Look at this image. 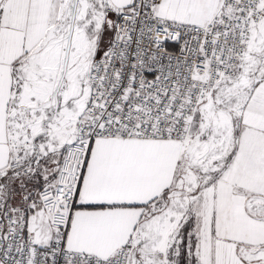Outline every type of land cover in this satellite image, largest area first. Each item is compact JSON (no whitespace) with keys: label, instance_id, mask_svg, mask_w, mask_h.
Returning <instances> with one entry per match:
<instances>
[{"label":"crops","instance_id":"1","mask_svg":"<svg viewBox=\"0 0 264 264\" xmlns=\"http://www.w3.org/2000/svg\"><path fill=\"white\" fill-rule=\"evenodd\" d=\"M88 2L94 7L98 4L103 21H107L112 17L105 15L106 4L129 9L134 0ZM221 4L222 0H158L155 12L168 20L204 25L221 11ZM62 7L66 8L62 17L71 28L69 48L73 28L67 20L71 17L73 22L77 0H0V187L6 188L4 196L10 204L30 207L29 233L36 243L44 245L54 240L48 215L38 203L28 201L33 198L11 185L15 177L32 176L44 162H26L28 176L2 172L9 164L8 110L15 90L14 71L62 18ZM95 35L101 38L103 55L110 47L112 31L108 43L99 26ZM64 70L53 78L56 92ZM69 105L74 110L72 100ZM199 113L195 117L198 121L191 124V144L108 139L92 145L77 193V208L70 219L68 249L111 257L133 238L129 264H141L142 260L148 264H264V74L242 107L237 140L223 167L209 181L191 182V194L174 204L173 192L181 190L180 185L187 188L191 159L202 151L197 141L206 143L212 134V118L205 114L201 119ZM209 144L213 146L214 141ZM215 154L212 149L206 158ZM55 168L50 169L53 177L59 167ZM185 227L195 233L193 245L180 253L175 239L172 251L167 234Z\"/></svg>","mask_w":264,"mask_h":264},{"label":"built area","instance_id":"2","mask_svg":"<svg viewBox=\"0 0 264 264\" xmlns=\"http://www.w3.org/2000/svg\"><path fill=\"white\" fill-rule=\"evenodd\" d=\"M157 2L134 0L129 9L106 4L105 15L113 19L111 43L89 61L90 93L76 141L37 193L54 240L36 243L29 233L30 207L12 205L0 194V264L130 263L133 238L111 257L66 247L92 145L108 139L189 143L200 107L222 82L234 78L264 20V0H222L221 11L204 25L162 18L155 12ZM8 145L9 164L2 174L28 176L18 143L11 139Z\"/></svg>","mask_w":264,"mask_h":264},{"label":"rangeland","instance_id":"3","mask_svg":"<svg viewBox=\"0 0 264 264\" xmlns=\"http://www.w3.org/2000/svg\"><path fill=\"white\" fill-rule=\"evenodd\" d=\"M65 11L66 8L62 7L61 17ZM103 17L98 4L95 3L94 7L90 6L88 0H77L74 20L72 22L71 17L67 20L68 23H72L73 28L70 47L67 48L66 44L71 28L62 17L51 26L46 37L37 42L33 54L14 71L15 90L8 110L11 139L18 143L26 162L32 164L44 162V165L28 178L15 177L11 185L13 189H21L27 197L33 198L28 199L33 205L38 203L35 194L53 178L50 169L59 167L65 149L76 141L77 123L89 94L87 79L89 61L103 53L99 48L101 38L95 35L96 27H100V34L105 31V43L109 40L110 30ZM60 69L64 70V74L56 92V88L52 87L53 78ZM263 74L264 20L255 29L250 50L234 78L221 83L209 94L205 104L199 109V118L202 119L205 114L207 118H212L209 125L212 134L206 143L203 140L197 141V145H202V151L196 158L191 159L190 174L186 178L181 175V178L188 179L189 183L185 190L180 185L181 190L173 192L174 204L179 203V199L185 195L191 194L193 187L191 182L205 179L209 181L215 178L223 167L237 140L242 107ZM71 100L75 106L74 110L69 109ZM196 121L198 118L195 119L193 126ZM208 140L214 141L213 146ZM212 149L216 150V154L206 158ZM30 181L35 182L30 185L31 188L28 186ZM41 183L42 186H37ZM0 193L6 194V188L0 187ZM179 231L169 232L166 240L173 251V241L176 239L178 252L183 253L191 248L196 236L188 227ZM182 247L184 249H181Z\"/></svg>","mask_w":264,"mask_h":264},{"label":"water","instance_id":"4","mask_svg":"<svg viewBox=\"0 0 264 264\" xmlns=\"http://www.w3.org/2000/svg\"><path fill=\"white\" fill-rule=\"evenodd\" d=\"M107 26L111 31L113 30V20L111 18L107 19Z\"/></svg>","mask_w":264,"mask_h":264},{"label":"trees","instance_id":"5","mask_svg":"<svg viewBox=\"0 0 264 264\" xmlns=\"http://www.w3.org/2000/svg\"><path fill=\"white\" fill-rule=\"evenodd\" d=\"M184 253V252H183Z\"/></svg>","mask_w":264,"mask_h":264}]
</instances>
